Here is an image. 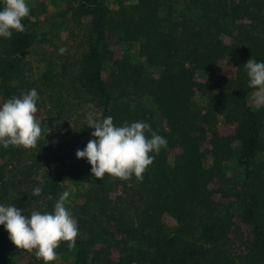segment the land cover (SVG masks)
<instances>
[{"label": "trees", "instance_id": "trees-1", "mask_svg": "<svg viewBox=\"0 0 264 264\" xmlns=\"http://www.w3.org/2000/svg\"><path fill=\"white\" fill-rule=\"evenodd\" d=\"M54 2L89 20V44L68 84L54 65L31 74L28 0L26 31L0 41V105L36 89L43 130L36 148L0 145V205L52 212L68 191L79 236L57 249L65 264H264V108L243 67L264 62V0ZM111 47L123 51L114 61ZM68 93L93 102L98 119L143 121L167 140L142 182L96 179L77 159L94 129L51 127ZM0 264L43 261L0 225Z\"/></svg>", "mask_w": 264, "mask_h": 264}, {"label": "clouds", "instance_id": "clouds-1", "mask_svg": "<svg viewBox=\"0 0 264 264\" xmlns=\"http://www.w3.org/2000/svg\"><path fill=\"white\" fill-rule=\"evenodd\" d=\"M0 10V37L10 39L13 31H26L22 21L30 15L27 0H2ZM59 54L67 49L61 47ZM248 76V87L254 89L251 100L254 107L264 108V62L251 58L243 66ZM38 91L31 89L19 96H13L0 105V145L25 150L38 146L43 134L37 119ZM102 113H89L86 117L93 139H89L83 150H77V159H86L91 165V174L103 180L105 174L120 180H130L134 176L143 181L146 170L155 160L167 140L151 130L143 121L124 123L116 126L112 116L102 117ZM150 133V137L148 135ZM40 179V177H37ZM41 187L33 189V196H40ZM70 193L64 191L54 204L52 212L32 211L30 215L15 205H0V225L8 233V238L16 249L34 253L43 264H51L58 258L57 249L66 242L69 249L75 247L79 236L78 222L66 206Z\"/></svg>", "mask_w": 264, "mask_h": 264}, {"label": "rangeland", "instance_id": "rangeland-1", "mask_svg": "<svg viewBox=\"0 0 264 264\" xmlns=\"http://www.w3.org/2000/svg\"><path fill=\"white\" fill-rule=\"evenodd\" d=\"M28 1L33 11L32 19L36 20L31 28L37 35L32 49L25 54V59L31 67L30 73L37 75L42 73L46 67L54 65L58 71L64 74L61 78L68 84V79L77 69L79 59L89 44L91 36L89 20L86 17L82 18L73 14L74 4L72 8L65 9L64 5H56L54 0ZM113 7L116 9L117 5H113ZM108 41L111 42V46L116 44L117 40L113 33L109 35ZM61 47L67 49L63 55L58 51ZM115 49L118 50V47ZM116 50L108 52L112 61L116 59V56L119 57L123 54L122 49L120 52ZM111 65L112 63L109 64V68ZM62 67H66V71L59 70ZM68 94L69 96L62 102V112L55 116L51 126L62 134L86 125V117L89 113H98L94 103L86 97L75 93ZM76 147L77 145L74 148ZM65 263L62 258L51 262V264Z\"/></svg>", "mask_w": 264, "mask_h": 264}]
</instances>
